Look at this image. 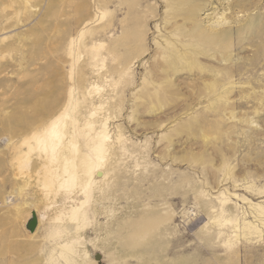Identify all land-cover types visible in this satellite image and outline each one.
<instances>
[{"label":"rangeland","instance_id":"rangeland-1","mask_svg":"<svg viewBox=\"0 0 264 264\" xmlns=\"http://www.w3.org/2000/svg\"><path fill=\"white\" fill-rule=\"evenodd\" d=\"M70 98L68 140L109 139L65 202L37 151L18 165ZM260 206L264 0H0V264H264Z\"/></svg>","mask_w":264,"mask_h":264},{"label":"bare ground","instance_id":"bare-ground-1","mask_svg":"<svg viewBox=\"0 0 264 264\" xmlns=\"http://www.w3.org/2000/svg\"><path fill=\"white\" fill-rule=\"evenodd\" d=\"M71 102H72V98H70L68 103L65 104V107L62 111L60 112L57 111L52 115H50L47 119H45L44 122L41 123V125L42 124L45 125H43L39 130H37V132L32 134V136L30 135V137H25V139H22L21 142L22 145H26L29 148H27L24 156L19 155V159L22 165L21 164L18 165L20 166L21 169H25L29 164V162H27V155H29L33 151H37L40 154V156L46 159V161L43 163V166L41 167L43 171L42 177L44 178L43 187L52 188V186L58 185L59 190L65 189V191L67 192L66 194H68L66 197H64L65 202H67V199H69L70 202L73 201L72 199L73 198L72 196L74 195L73 188L77 184L80 183V189L81 191H83L82 193L87 194L90 193L92 187L98 183V181L95 180V178L100 176L103 177V180L105 181L104 178L105 175L103 174V172L100 171V167L103 166V164L105 163L104 159L107 151L105 143L109 139L108 133L102 135L100 139L97 142H95V144H92V146L90 147L92 152L90 151L89 153L82 152V149L80 148L79 145H77V142H75L73 138H70L68 140V134H66V130L64 131L62 128H63V123H67L65 121V117L70 114L67 113V110L71 105ZM64 140H68V142L70 143L69 147H66L64 145ZM76 157H78L79 160L81 161L80 164L74 161ZM17 160L18 159H16V162ZM61 161L63 162L62 167H61V163H62ZM97 186L98 185H96V187ZM182 191H183L182 196L187 194L186 190L184 191L182 189ZM183 201H185V197L183 198ZM85 202L86 201L81 202L80 205L85 204ZM80 208L81 206L80 207L76 206V209L72 211L71 216L69 217L70 221H76L81 216L84 217L86 215L85 213L81 214ZM258 212L259 214L256 216L260 217V214H264V207L260 206ZM157 224H158L157 226H159V224L162 223L158 222ZM37 226H38V217H37L36 227ZM233 227L235 228L236 232L238 231L237 235L240 236L241 234H243L244 237L261 232L258 224L254 225L252 222L245 220L243 221V230L241 228L242 226L241 225L239 226L237 223L234 224ZM239 229H241L240 232ZM156 231H157L156 232L157 242L156 243L153 242L155 240L153 241L149 240L147 242L146 241L147 237L143 236V245L149 247L155 244L157 245L156 247H158V249L160 248L159 250L166 255L169 252V250L162 248L167 247L166 242L169 236L168 227L167 225H163V227L160 226L159 228H157ZM173 243L174 240L172 244ZM62 252L66 253L63 250Z\"/></svg>","mask_w":264,"mask_h":264},{"label":"water","instance_id":"water-1","mask_svg":"<svg viewBox=\"0 0 264 264\" xmlns=\"http://www.w3.org/2000/svg\"><path fill=\"white\" fill-rule=\"evenodd\" d=\"M36 225H37V216H36V213H34V217L30 221L28 226H29V228H31L32 231H35V229L37 228Z\"/></svg>","mask_w":264,"mask_h":264}]
</instances>
